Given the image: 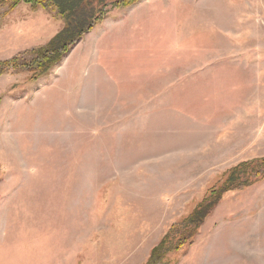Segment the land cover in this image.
Instances as JSON below:
<instances>
[{
  "label": "rangeland",
  "instance_id": "obj_1",
  "mask_svg": "<svg viewBox=\"0 0 264 264\" xmlns=\"http://www.w3.org/2000/svg\"><path fill=\"white\" fill-rule=\"evenodd\" d=\"M21 1L0 3V63L66 25ZM114 2L47 74L0 76V264H148L204 202L153 264H264V180L205 200L264 159V0Z\"/></svg>",
  "mask_w": 264,
  "mask_h": 264
},
{
  "label": "trees",
  "instance_id": "obj_2",
  "mask_svg": "<svg viewBox=\"0 0 264 264\" xmlns=\"http://www.w3.org/2000/svg\"><path fill=\"white\" fill-rule=\"evenodd\" d=\"M4 0H0V3ZM22 2L21 0H17ZM28 3L33 2V7L36 9L38 5L42 6V3H46L49 7H55L59 11V19H63L66 25L64 29L49 43L48 47L39 50L35 54V58L31 63H23L22 55L15 57L14 59L5 63H0V76L4 75L5 68L27 69V72L31 73L34 77L32 80H37L42 75L47 74L52 68L67 54L72 47H74L78 41L91 32L97 25H99L106 16V2L120 1L123 4L129 5L136 0H25ZM119 5V4H118ZM31 55L34 51L30 52ZM264 159L257 160L255 162H245L234 168L232 171L226 174L223 180L209 191L208 201L211 197L216 198L218 201L229 191L235 189L248 188L259 181L264 180V172L257 171L259 168H263ZM204 200V201H205ZM216 205L215 202L209 204L199 205L191 216L185 220L188 224L186 227H190L191 231H187L181 225H175L163 238L159 246H157L151 253L148 264H153V260L160 256L162 249L167 246L168 241L174 242L176 238H180V246L189 241L199 229V227L205 222L208 216L211 214L212 208ZM181 232V233H180ZM178 233V234H177ZM180 233V234H179ZM181 235V236H179ZM182 237V238H181ZM179 244V243H178ZM161 260V259H160ZM162 261V260H161Z\"/></svg>",
  "mask_w": 264,
  "mask_h": 264
}]
</instances>
